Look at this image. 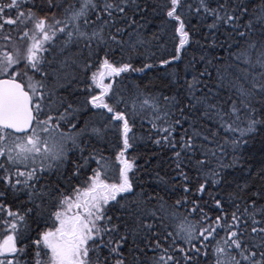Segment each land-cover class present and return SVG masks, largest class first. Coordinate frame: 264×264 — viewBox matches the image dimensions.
Instances as JSON below:
<instances>
[{
    "label": "snow or ice",
    "instance_id": "obj_1",
    "mask_svg": "<svg viewBox=\"0 0 264 264\" xmlns=\"http://www.w3.org/2000/svg\"><path fill=\"white\" fill-rule=\"evenodd\" d=\"M0 228V264H264V0H0Z\"/></svg>",
    "mask_w": 264,
    "mask_h": 264
},
{
    "label": "trees",
    "instance_id": "obj_2",
    "mask_svg": "<svg viewBox=\"0 0 264 264\" xmlns=\"http://www.w3.org/2000/svg\"><path fill=\"white\" fill-rule=\"evenodd\" d=\"M193 23H195V21H193ZM156 30H157V26L155 24L150 25L149 28H148V31H147V35L150 36L151 33L153 31H156ZM198 38H199V36H198ZM165 39L168 41V43H167L168 51L171 52L172 47H173L172 29L171 28L168 29L167 36L165 37ZM177 40H178V37H177ZM201 43H204L203 39H201ZM153 50H156V49H153ZM194 51H196V53L198 54L199 53V46H194ZM191 55H192V53L190 52L189 53V56H191ZM135 75H139V74H135ZM155 75H156L155 72H149V74L146 77H144V83H148L149 80H153L154 83L158 84L159 81L158 80H154V76ZM125 83H127V81H125ZM95 91L98 94V90L95 89ZM105 154L107 155L108 153H105ZM137 163L139 164V163H141V161H137ZM254 163L256 164V166H259L258 161L254 162ZM148 179H150V178H148ZM10 203H11V205H12L13 208H16V207L19 206L14 201H10ZM4 235H5L4 229L3 228H0V240H2V238H3Z\"/></svg>",
    "mask_w": 264,
    "mask_h": 264
},
{
    "label": "rangeland",
    "instance_id": "obj_3",
    "mask_svg": "<svg viewBox=\"0 0 264 264\" xmlns=\"http://www.w3.org/2000/svg\"><path fill=\"white\" fill-rule=\"evenodd\" d=\"M108 81L107 80H105V83H107ZM93 166H95L94 164H93Z\"/></svg>",
    "mask_w": 264,
    "mask_h": 264
},
{
    "label": "flooded vegetation",
    "instance_id": "obj_4",
    "mask_svg": "<svg viewBox=\"0 0 264 264\" xmlns=\"http://www.w3.org/2000/svg\"><path fill=\"white\" fill-rule=\"evenodd\" d=\"M97 90H98V93H99L100 90L99 89H97Z\"/></svg>",
    "mask_w": 264,
    "mask_h": 264
}]
</instances>
